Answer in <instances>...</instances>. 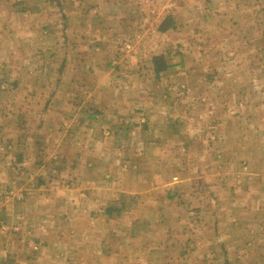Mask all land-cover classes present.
<instances>
[{"label": "crops", "instance_id": "0c3cea01", "mask_svg": "<svg viewBox=\"0 0 264 264\" xmlns=\"http://www.w3.org/2000/svg\"><path fill=\"white\" fill-rule=\"evenodd\" d=\"M73 6L76 18L70 19L74 27L70 37L72 45L66 52L70 64L65 67L61 63L57 66L49 64L39 70L40 77L44 79L39 88L47 90L39 99L44 107V121L49 118L63 121L65 118L72 123L70 134L62 138L43 137L38 147L37 141L35 143L30 136H25L15 146L21 152L18 158L23 156L22 165H26L28 171L40 169L41 174L45 173L44 167L48 173L52 168L60 172L63 168V164H59L60 152H70L75 159H64L69 164L66 169L71 177L67 181L60 179V185L59 179L52 181L49 177H43L38 188L41 190L44 186L43 191H27L24 194L19 191L20 188L14 190L13 179L8 178L7 184L11 190L5 196L8 201L6 209L1 212L8 227L5 231L0 230V252H4L0 256V264H70L71 254L73 252L74 255L75 251L74 263L83 260L86 264H175L165 254L157 258L168 249L173 250L172 254L188 251L189 258H194V251H199L204 260L214 256L217 262L216 255H208L206 248L232 250L235 251L234 255L241 249H264V186L263 192L259 191L261 195L251 191V207L244 204L243 208L225 215L221 212L217 178L210 182L206 174V170L211 171L213 167L189 158L190 154H195L201 160L209 154L220 155L228 148L224 144L226 141H221L225 134L208 133L212 141L206 143L204 140V132L198 126L201 123L199 113L190 110V85H186L184 76L177 83V88L172 86L173 74L192 75L203 69L170 65L156 74L150 67L153 81L137 83L133 77L136 72H120L118 66L113 69L109 62L106 66L101 64L103 50H110L111 58L117 59L118 63L123 57V53L118 51L119 39L115 35L112 39V33L107 29L109 25L121 23L114 14L120 4L114 0H89L86 3L75 0ZM110 11L112 14L109 15ZM57 38L54 51L55 48L60 51L63 45L59 44L60 39ZM108 38L111 42L116 41L117 51H113L114 45L109 43ZM84 63L88 66L85 73ZM66 74H71V77L66 78ZM149 88L151 93L148 95ZM170 89L181 96L180 99L170 97ZM48 106L53 114L47 109ZM64 107H70L71 113L61 115ZM210 118L220 126V121H216L217 115L211 114ZM83 122L87 126L79 131ZM209 128H212L211 125ZM77 132L82 137L78 138ZM59 139L65 142L62 149ZM50 145L52 150L49 149ZM2 147L4 145H0V149ZM85 153L101 158L105 161L102 163L99 159L101 165H111L117 171L113 170L108 175L105 173V177L111 178L102 181L79 177L77 168L81 166V157L84 156L88 169L99 165L93 157H86ZM121 154H130L128 157L138 162L136 179L125 177L123 163L121 167V162L125 160L120 159ZM178 154H187V159H178ZM15 155L0 157V165L1 162L11 164V175L16 179L12 171ZM190 159L192 162H189ZM175 168L185 171L183 174L187 177L183 178L180 174L179 180L173 181L169 172ZM197 179L199 181L195 182ZM132 183L138 186H131ZM203 190L213 192L211 195L216 197L213 203L209 196L200 201L197 192ZM112 192L114 194L111 196ZM164 193V198L173 200L169 206L163 198ZM182 193L188 196L184 202H188L190 207L184 216L187 228L181 234L170 227L179 220L180 213H177L178 207L174 201ZM128 195L131 199H138L135 210L124 209L119 204ZM245 196L249 198V194L245 193ZM159 199H163V204ZM256 199H261L259 204L255 202ZM109 203H118V206L111 209ZM191 203L198 207H193ZM238 203L235 199L234 204ZM227 215H231L235 222L224 223ZM128 217L130 220L125 221ZM224 224L227 226L224 227ZM241 226L247 227L248 231L238 229ZM159 235L163 237L159 239ZM182 236L185 238L182 239ZM131 245L133 247H129ZM128 250L130 254L126 253ZM131 251L134 252L131 254ZM252 264L264 262L258 259Z\"/></svg>", "mask_w": 264, "mask_h": 264}, {"label": "rangeland", "instance_id": "374dc122", "mask_svg": "<svg viewBox=\"0 0 264 264\" xmlns=\"http://www.w3.org/2000/svg\"><path fill=\"white\" fill-rule=\"evenodd\" d=\"M74 1L0 0V145H4L0 149V157L16 154L13 159L11 158L15 162L12 171L16 179L11 175V164L1 162L2 165H0L1 231L7 230L8 227V223L1 214L8 204L5 196L11 190L8 188V178L13 179L14 190L20 188L19 191L24 194L27 191L31 193L43 191L44 186L41 190L38 189L43 177H49L52 181L59 179V185L60 179L67 181L71 177L70 171L66 169L69 164L67 165L64 159L65 157L69 161L75 159L70 152L66 150L63 154L60 152L59 161L61 162L59 164H63L60 172L52 168L53 173L51 171L48 173L44 167L45 173L41 174L40 169L33 168L28 171L27 166L22 165L23 156L18 158L21 152H18L15 146L25 136H30L29 138L35 143L37 141L36 146L38 147L43 137L45 139L62 138L65 134L67 136L70 134L69 129L72 123L67 119L58 121L49 118L44 121V115H42L44 107L39 99L45 95L47 90L39 88L44 80L40 77L39 70L44 65L57 66L61 63L62 67H65L69 63L66 52L72 45L70 37L74 27L70 24V19L76 18L73 10ZM83 1L86 3L89 0ZM114 1L120 4L119 10L114 14L119 17L121 23L115 26L109 25L107 29L111 31L112 39L114 35L119 39L118 51L123 53V57L118 63L117 59L111 58L110 50L107 52L103 50L101 53L103 63L101 64L106 66L109 62L111 68L115 69L114 66H118L120 72H136L133 77L137 83L153 81L151 79L154 76L149 71L150 67L153 69L151 59L160 54L164 55V59L171 66L203 69L202 72L192 75L173 74L172 86L177 88L179 86L177 83L184 76L187 81L186 85H190L188 87L189 98L192 99L190 110L199 113L198 120L201 123H198V126L204 132V140L206 143L212 141L208 133L225 134L221 141H226L224 144L228 148L220 155L209 154L206 157L203 156L201 160L195 154L193 156L190 154L189 158L193 157L196 162H204L213 167L211 171L206 170V174L210 177V182H214V177L217 178L222 213L230 214V211L243 208L244 204L251 207V191L261 195L260 192H263L264 186V0ZM110 14H112L111 11ZM165 17L172 19L173 28L160 31L158 26ZM57 37L60 39L59 44L63 45L60 51L55 48V52ZM108 39L109 43L114 45L113 51H117L116 41L111 42L110 38ZM127 43L129 48L125 47ZM87 69L88 66L84 63L83 73ZM69 77L71 74H66V78ZM131 83L135 84L133 80ZM28 85H30V90H28ZM147 93L149 95L151 89ZM171 96L175 99L181 97L176 95V92L172 93L170 89ZM47 109L53 114L50 106ZM69 110L70 107H64V111L60 114L67 115L71 113ZM211 114L218 116L216 121H220V126L210 120ZM210 125L212 128H209ZM80 126L82 129L78 130L82 131L87 124L83 122ZM23 134H25L24 137ZM77 134L78 138L82 137L81 133L77 132ZM59 142L61 149L64 148L65 142L60 139ZM49 149L52 150L51 145ZM129 155L116 156L125 160L121 162V167L123 163V168H125H122L126 173L125 177L136 179L138 162L128 157ZM85 156L89 159L93 157L95 163L99 165L94 169H88L84 156L81 157V166L77 168V171L78 176L83 179L96 178L102 181L111 178V176L105 177V173L108 175V173H113V170L117 171L116 167L111 165H101L105 163L101 158L88 153H85ZM187 156V154H178L177 158L187 159ZM31 161L36 162V160ZM189 162H192L191 159ZM74 172L76 173V169ZM184 172L175 168L169 173L173 176V180L178 181L180 174L183 178L187 177L183 174ZM122 178H124L123 175ZM131 186L135 184L132 183ZM137 186L138 184L135 187ZM253 186L256 187L253 188ZM197 193L201 197L200 201L206 199L207 196L212 203V200L216 199L211 195L213 192L209 190ZM245 193L249 194V198L245 196ZM113 194L114 192L111 196ZM187 197L182 193V196L176 197L174 201L178 207L177 213L180 215H178L179 220L177 219L173 225L174 228L170 227V229L173 231L177 229L181 234L187 228L184 217L190 207L188 202H184ZM235 199L239 202L238 204H234ZM164 200L168 202V204L165 202L168 206L173 201L168 198ZM259 201L261 199L255 200L257 204ZM159 202L163 204V199H159ZM115 204H110V208H116L118 203ZM119 204L124 209L135 210L138 207V199H131L128 195L126 199L120 200ZM191 204L193 207H198L197 204ZM227 216L224 223L234 221L231 215ZM129 220L130 217L125 219V221ZM225 226L227 225L224 224ZM239 228L247 229L244 226ZM161 237L163 236L159 235V239ZM109 243L113 244V242ZM136 246L138 247V242ZM75 252L74 255L73 252L71 254L70 264H86L82 262L83 260L74 263L76 261ZM133 252L131 251V254ZM172 252V249H168L159 254L157 258H162L165 254L171 257L175 264H252L258 259L264 262V249L246 248L236 251L234 255L235 251L232 250L206 248L208 255H216L217 262L213 259L214 256L206 257L204 260L203 254L200 255L199 251H194L196 253L194 258L188 257V251H180L181 254H172ZM126 253L130 254V251ZM79 254L82 255V252L79 251ZM1 255H4V252L2 254L0 252Z\"/></svg>", "mask_w": 264, "mask_h": 264}, {"label": "trees", "instance_id": "16d2710c", "mask_svg": "<svg viewBox=\"0 0 264 264\" xmlns=\"http://www.w3.org/2000/svg\"><path fill=\"white\" fill-rule=\"evenodd\" d=\"M171 28H173V21L172 19L170 20L167 17H165V19L158 26V30L160 31H167ZM151 62L153 65V71L156 74L163 70H166L170 66L161 54L153 56Z\"/></svg>", "mask_w": 264, "mask_h": 264}, {"label": "built area", "instance_id": "2783aa9c", "mask_svg": "<svg viewBox=\"0 0 264 264\" xmlns=\"http://www.w3.org/2000/svg\"><path fill=\"white\" fill-rule=\"evenodd\" d=\"M125 47H126V48H129L130 46H129V44L127 43V44L125 45Z\"/></svg>", "mask_w": 264, "mask_h": 264}, {"label": "bare ground", "instance_id": "6f19581e", "mask_svg": "<svg viewBox=\"0 0 264 264\" xmlns=\"http://www.w3.org/2000/svg\"><path fill=\"white\" fill-rule=\"evenodd\" d=\"M84 84V83H83ZM60 85V84H59ZM67 86V85H66ZM63 87V86H62ZM71 87H69V89H70ZM66 90V89H65ZM64 94V93H63ZM75 94V93H74ZM77 94V93H76ZM71 126V125H70ZM175 179V178H174ZM174 181V180H173Z\"/></svg>", "mask_w": 264, "mask_h": 264}]
</instances>
